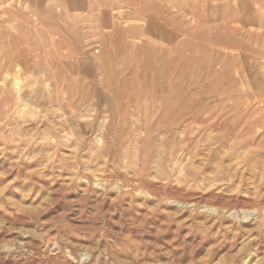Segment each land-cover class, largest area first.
<instances>
[{"label": "rangeland", "instance_id": "rangeland-1", "mask_svg": "<svg viewBox=\"0 0 264 264\" xmlns=\"http://www.w3.org/2000/svg\"><path fill=\"white\" fill-rule=\"evenodd\" d=\"M188 2L0 0V264H264V0Z\"/></svg>", "mask_w": 264, "mask_h": 264}, {"label": "crops", "instance_id": "crops-1", "mask_svg": "<svg viewBox=\"0 0 264 264\" xmlns=\"http://www.w3.org/2000/svg\"><path fill=\"white\" fill-rule=\"evenodd\" d=\"M189 0H183V2L185 3V7L188 5V2ZM190 1H192V0H190ZM201 1V0H200ZM166 6V7H165ZM163 8V9H165V8H169L168 6H167V4H165V5H163L161 2H160V8ZM169 10V9H168ZM134 13H136V14H138L139 15V12H134ZM134 13H132V17L131 18H137L136 16H135V14ZM159 12H150L149 14H148V18H150L151 20H155V21H157V19L159 18V19H162V17H158V16H160L161 14H158ZM164 13H166V12H164ZM168 14H169V16H168ZM168 14L166 13V15L165 16H168V18L167 19H172V16H171V13H169L168 12ZM182 15H185L186 17H187V14L186 13H184L183 11H182ZM164 17V16H163ZM182 16H180V18H181ZM164 27V26H163ZM165 29V31H168V33H172L173 32V30L172 29H169V28H164Z\"/></svg>", "mask_w": 264, "mask_h": 264}, {"label": "bare ground", "instance_id": "bare-ground-1", "mask_svg": "<svg viewBox=\"0 0 264 264\" xmlns=\"http://www.w3.org/2000/svg\"><path fill=\"white\" fill-rule=\"evenodd\" d=\"M123 189V188H122ZM178 203V202H177ZM179 204V203H178ZM204 207V206H203ZM213 207V206H212ZM208 211L209 212H212V213H214L215 212V210L214 209H208ZM248 213V215H247V217H249V216H252V214H255V212L254 211H252L251 213H249V212H247ZM243 218H244V216H243ZM244 219H246V218H244ZM246 262V261H245Z\"/></svg>", "mask_w": 264, "mask_h": 264}]
</instances>
